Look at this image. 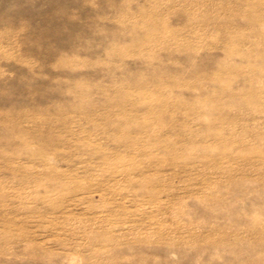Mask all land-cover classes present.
Instances as JSON below:
<instances>
[{
    "label": "rangeland",
    "instance_id": "rangeland-1",
    "mask_svg": "<svg viewBox=\"0 0 264 264\" xmlns=\"http://www.w3.org/2000/svg\"><path fill=\"white\" fill-rule=\"evenodd\" d=\"M0 264H264V0H0Z\"/></svg>",
    "mask_w": 264,
    "mask_h": 264
}]
</instances>
